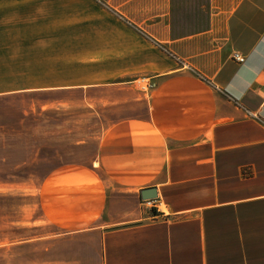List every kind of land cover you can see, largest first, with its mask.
Returning <instances> with one entry per match:
<instances>
[{
    "label": "crops",
    "instance_id": "obj_1",
    "mask_svg": "<svg viewBox=\"0 0 264 264\" xmlns=\"http://www.w3.org/2000/svg\"><path fill=\"white\" fill-rule=\"evenodd\" d=\"M39 1L0 0V11L28 3L63 19L72 11V0L41 10ZM81 1L88 26L79 29L94 43L74 56L61 46L62 67L78 71L57 88L100 92L119 117L97 144L96 169L68 174L91 186L73 180L78 188L56 191L63 171L40 187L43 218L95 242L63 250V259L264 264V0ZM148 188L157 192L153 215L140 197ZM110 190L137 199L145 219L108 224L103 217L118 202ZM72 219L80 230L70 229Z\"/></svg>",
    "mask_w": 264,
    "mask_h": 264
},
{
    "label": "rangeland",
    "instance_id": "obj_2",
    "mask_svg": "<svg viewBox=\"0 0 264 264\" xmlns=\"http://www.w3.org/2000/svg\"><path fill=\"white\" fill-rule=\"evenodd\" d=\"M48 1H39V9ZM54 1L58 7L64 5V0ZM80 2L72 0V11L64 19L62 11L51 16L36 13V3L24 5L22 12L0 11V264H69L78 259H63V250L95 248L94 241L51 226L42 216L39 200L40 187L53 172L67 173L66 178L49 181L61 193L64 188H78L68 185L73 180L83 188L91 186L88 179L68 174L85 175L96 169L92 161L97 144L119 117L100 92L57 88L78 71L74 65L62 67L63 61L68 63L62 60L68 52L61 46L65 44L74 56L94 43L95 36L83 33L89 29H79L88 26L81 20L85 14L77 11ZM105 184L103 180V188L110 189ZM109 193L118 202L109 205L103 217L110 219L108 224L145 219L138 215L137 199ZM154 210L148 212L156 214ZM73 223L70 229H81L77 220Z\"/></svg>",
    "mask_w": 264,
    "mask_h": 264
},
{
    "label": "built area",
    "instance_id": "obj_3",
    "mask_svg": "<svg viewBox=\"0 0 264 264\" xmlns=\"http://www.w3.org/2000/svg\"><path fill=\"white\" fill-rule=\"evenodd\" d=\"M234 59L238 62V63H243L244 62V58L239 56V55H235ZM147 87H151L147 86ZM146 204L147 209H155L154 211L157 213L159 210V204L157 202V199L155 200H148V201H143Z\"/></svg>",
    "mask_w": 264,
    "mask_h": 264
},
{
    "label": "water",
    "instance_id": "obj_4",
    "mask_svg": "<svg viewBox=\"0 0 264 264\" xmlns=\"http://www.w3.org/2000/svg\"><path fill=\"white\" fill-rule=\"evenodd\" d=\"M140 197L142 201L157 199V192L155 188L143 189L140 191Z\"/></svg>",
    "mask_w": 264,
    "mask_h": 264
},
{
    "label": "bare ground",
    "instance_id": "obj_5",
    "mask_svg": "<svg viewBox=\"0 0 264 264\" xmlns=\"http://www.w3.org/2000/svg\"><path fill=\"white\" fill-rule=\"evenodd\" d=\"M162 210H164V207L162 206Z\"/></svg>",
    "mask_w": 264,
    "mask_h": 264
}]
</instances>
